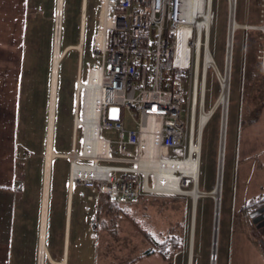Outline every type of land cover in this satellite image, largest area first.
I'll list each match as a JSON object with an SVG mask.
<instances>
[{"label":"rangeland","instance_id":"rangeland-1","mask_svg":"<svg viewBox=\"0 0 264 264\" xmlns=\"http://www.w3.org/2000/svg\"><path fill=\"white\" fill-rule=\"evenodd\" d=\"M30 3L35 7L38 6L37 10H39L38 13L32 12L31 26L36 22L35 27H29L35 39V42L32 41L33 37L29 40L28 51L33 53V60L30 62L38 67V71L33 70L36 67L27 68L26 83L33 89L35 80L39 85L43 82L45 74L47 77L49 74L47 80L50 78L58 8L57 0H31ZM214 3L209 43L215 61L223 70L230 1L215 0ZM82 4L83 0H65L61 47L63 50L68 42L75 46L81 40ZM98 13L97 0H89L83 39V61L92 58V39L97 30ZM236 20L241 25L263 23L264 0H237ZM263 40V32L256 28L242 26L235 32L217 252L213 250L215 203L211 197L201 198L194 208L190 195L154 193L135 204L119 205L104 201L100 203L97 212L91 213L85 210V203L74 188L68 227V264L132 260L147 255V250H153L152 254L162 255L171 264H189L192 240V264H211L212 254L217 255V264H226L227 246L240 230L246 231L248 237L259 244L262 253L264 252V233L258 230V225L251 216L253 207L236 204L226 186V174L235 150L234 140L238 126L253 117L264 103V67L259 57ZM47 52H50V58ZM80 55L81 51L72 47L60 65L54 142V150H58L56 151L58 153L70 151ZM250 73H253L251 77ZM82 75L83 79H86V66L82 68ZM170 76L174 88L187 96L190 84L189 73L182 72L178 77L170 73ZM220 90L215 69L209 65L206 87L207 109L214 104ZM31 105L32 94L24 103L25 125L20 145V177L22 176L20 190L23 210L16 220L18 246H16V254L14 253V257L18 256L20 259L19 264H38L39 261L47 119L43 111L39 115ZM123 114L127 125L136 127L128 111L124 110ZM221 119L222 106L218 107L204 127L201 137L200 186L207 190L213 187L216 181ZM113 134L112 130H102L103 136ZM232 138H234L233 142ZM180 155V152L176 153V156ZM192 187L193 183L186 188L192 189ZM69 195V160L59 156L52 162L46 233L50 256L57 262H62L64 259ZM51 258L46 257L45 264H54Z\"/></svg>","mask_w":264,"mask_h":264},{"label":"built area","instance_id":"built-area-1","mask_svg":"<svg viewBox=\"0 0 264 264\" xmlns=\"http://www.w3.org/2000/svg\"><path fill=\"white\" fill-rule=\"evenodd\" d=\"M97 2L92 58L81 60L80 69L86 66L87 75L76 83L70 151L61 153L69 160L70 188L72 192L76 188L91 213L104 201L127 205L150 194L169 193L155 189L157 174L143 168L148 160L143 155L146 139L161 148L155 158L162 163L178 164L197 155L200 113L207 109L209 66L204 65L215 7V0L201 1L203 17L209 16L208 27L207 22L189 19L187 0ZM56 27L57 19L55 38ZM247 28L264 34V22ZM259 50L264 67V40ZM175 72L189 73L187 96L174 88L170 73ZM112 107L118 108L117 117L111 116ZM124 110L136 127L127 125ZM93 124L97 132L92 134ZM103 129L114 134L103 136ZM94 141L107 149L94 154ZM191 183L189 175L179 179L184 188Z\"/></svg>","mask_w":264,"mask_h":264},{"label":"crops","instance_id":"crops-1","mask_svg":"<svg viewBox=\"0 0 264 264\" xmlns=\"http://www.w3.org/2000/svg\"><path fill=\"white\" fill-rule=\"evenodd\" d=\"M30 1L0 0V264H19L20 262L18 256L14 257V253L16 254V246H18L16 220L23 210L20 190L22 176L20 177L19 162L25 125L24 103L26 98L32 94L33 107L39 115L43 111L47 119L46 141L50 117L52 70L49 80H47L49 74L48 77L45 74L41 84L38 85L36 80L33 81V89L30 84L26 83L27 68L36 67L33 70L38 71V67L30 62L33 60V53L28 51V47L31 37L35 42L34 34L29 29L36 25L35 22L31 26L32 12L37 11L38 13L39 10H37L38 6H33ZM88 3L89 0H86L85 23ZM67 46L72 48L73 45L68 42ZM82 51L78 62L77 80L82 76L80 69V63L83 60ZM47 56L50 58V52H47ZM54 142L55 129L53 144ZM234 142L235 150L226 174V186L229 194L233 195L235 203L245 205L256 197L264 195V103L253 117L238 126ZM69 209H72L70 196L67 208V235ZM235 236V239L227 246L226 264H264V252L262 253L261 246L254 243L246 231L240 230ZM66 237L62 262L54 261L49 255L54 264H63V261L68 264V236ZM82 264H90V261L82 262ZM91 264H93L92 261ZM94 264H171V262L162 255L151 252L132 260L94 261Z\"/></svg>","mask_w":264,"mask_h":264},{"label":"bare ground","instance_id":"bare-ground-1","mask_svg":"<svg viewBox=\"0 0 264 264\" xmlns=\"http://www.w3.org/2000/svg\"><path fill=\"white\" fill-rule=\"evenodd\" d=\"M201 1L202 0H187L188 2V17L192 21L201 24L202 22H207L209 27V16L203 17L201 13ZM230 1V16L228 25V35L226 42V55L224 69L219 68L217 62L215 61L214 55L210 49H207L205 54V65L204 68L212 65L215 67L216 75L219 79L221 90L219 95L210 107V109H202L200 113L199 120V133H198V143L195 144V150L197 155L189 158L188 160L181 163H162L159 159L155 158L161 153V148L157 147L155 141L150 138L145 140V147L143 150L144 158L148 159L147 162L143 164V168L146 173L154 171L157 174V183L155 189L162 190L169 193H180L190 195L193 200V206L197 207L198 202L203 197H211L216 204L215 216V229H214V243L213 250L217 252L219 244V229L222 214V191L224 185V168H225V156H226V137H227V126H228V108L230 99V86H231V72L233 63V47H234V37L235 32L238 27L248 25H241L236 20V9L237 0ZM86 0H83L82 5V24H81V40L80 43L72 46L78 48L80 51L83 50L82 40L85 34V8ZM57 27H56V38L54 45V55H53V65H52V78H51V102H50V117L49 125L47 131V146L44 164V187H43V198H42V211H41V230H40V241H39V261L38 264H45L46 257H49V250L46 244V233L48 225V208H49V196H50V184H51V174H52V162L54 157L61 156L62 154L54 150V129H55V118H56V104H57V92H58V80L60 65L65 57L68 50L71 48L67 46L64 50L62 47V29H63V15H64V0H57ZM84 82L80 80L79 86L81 87ZM91 105L93 104V97H90ZM222 106V119L220 128V141H219V154L217 163V174L216 181L213 187L209 190L203 189L200 186V173H201V137L204 127L208 124L209 120L218 109ZM90 132L96 133L95 125H90ZM91 135V134H90ZM94 154L103 153L107 146L102 142L94 141ZM155 144V145H154ZM90 171V170H89ZM183 174L189 175L193 179L192 189L184 188L180 186L179 179ZM70 196V195H69ZM71 199V196H70ZM71 207V205H70ZM70 210V209H69ZM71 210L69 211L70 215ZM219 212V214H218ZM68 215V224H69ZM218 226V227H217ZM68 236V235H67ZM67 239V237H66ZM67 257V256H66ZM218 257L214 255L213 262L211 264H217ZM65 264V261H63Z\"/></svg>","mask_w":264,"mask_h":264},{"label":"water","instance_id":"water-1","mask_svg":"<svg viewBox=\"0 0 264 264\" xmlns=\"http://www.w3.org/2000/svg\"><path fill=\"white\" fill-rule=\"evenodd\" d=\"M117 111H118V108L112 107L111 108V116L117 117ZM70 196L72 199V187L70 188ZM194 208H196V207H194ZM215 209H216V204H215ZM218 214H219V212H218ZM70 215H69V220H70ZM215 216H216V212H215ZM251 216L253 217L254 221H256V222L259 221L258 226H264V206H261V207L257 208L256 210L252 211ZM214 224H215V219H214ZM214 227H215V225H214ZM192 246H193V240L191 242L190 264H192V260H193ZM213 258H214V254H212L211 262H212Z\"/></svg>","mask_w":264,"mask_h":264},{"label":"trees","instance_id":"trees-1","mask_svg":"<svg viewBox=\"0 0 264 264\" xmlns=\"http://www.w3.org/2000/svg\"><path fill=\"white\" fill-rule=\"evenodd\" d=\"M66 48V47H65ZM64 48V49H65ZM181 75V73H177V72H175L174 73V76L175 77H178V76H180ZM253 75V73H250V77ZM246 206H248V207H253V209H251V211H254V210H256L257 208H259V207H261V206H264V195H260V196H258V197H256L255 199H253L252 201H250V202H248L247 204H246ZM151 252H153V250H147L146 251V254H150Z\"/></svg>","mask_w":264,"mask_h":264},{"label":"flooded vegetation","instance_id":"flooded-vegetation-1","mask_svg":"<svg viewBox=\"0 0 264 264\" xmlns=\"http://www.w3.org/2000/svg\"><path fill=\"white\" fill-rule=\"evenodd\" d=\"M255 223L258 225L259 221H255ZM258 230L264 233V226H258Z\"/></svg>","mask_w":264,"mask_h":264}]
</instances>
